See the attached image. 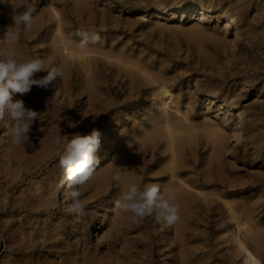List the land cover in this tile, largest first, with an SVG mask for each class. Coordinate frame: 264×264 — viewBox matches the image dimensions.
<instances>
[{
	"label": "rangeland",
	"instance_id": "374dc122",
	"mask_svg": "<svg viewBox=\"0 0 264 264\" xmlns=\"http://www.w3.org/2000/svg\"><path fill=\"white\" fill-rule=\"evenodd\" d=\"M22 2L0 0V48L13 47L4 34L13 23L12 6ZM31 3L38 15L31 32L16 48L18 57L24 52L38 55L46 67L64 64L66 72L47 90L34 85L24 95L25 106L41 114L29 133L31 147L11 144L0 126V264L20 256L21 231L30 230L32 224L37 227L38 222L48 228L40 239L44 243L40 247L42 263L58 249L52 258L56 264H242L241 241L264 264V0ZM187 5H201L212 12L184 16L169 10ZM221 11L239 22L237 30L225 29L226 21L218 14ZM58 26L77 40L75 33L81 31L100 36L99 42L90 45L96 49L88 53L90 70L75 58L63 60L54 46ZM136 66L162 77L159 81L172 94L168 117L191 133L189 140L177 136L181 142L179 177L192 186L193 194L180 202L183 218L176 234L172 225L156 222L154 215L133 223L130 214L114 208V201L126 191L109 176L115 159L126 142L164 117L157 105V84L147 80L138 86L131 84L130 73ZM46 75L40 72L34 78ZM17 99L20 94L13 95V102ZM224 99L248 108L245 120L238 121L236 110L222 106ZM89 115L93 122L82 135H90L93 129L101 134L95 153L100 162L90 180L103 174L107 187L96 195L90 180L83 186L81 198L87 214L77 220L66 210L70 200L64 195L67 181L59 162L64 144L57 148L50 138L70 136L76 128L73 124L78 126ZM210 129L223 132V145L215 155L214 134L206 133ZM166 148L164 137L155 145L148 143L145 161L152 166L144 172L131 168L139 186L157 184L163 192L168 178H153L166 163ZM151 149H155L152 159ZM224 201L241 206L245 226L257 232L258 244L247 232L239 233ZM78 251L80 255H72Z\"/></svg>",
	"mask_w": 264,
	"mask_h": 264
},
{
	"label": "clouds",
	"instance_id": "9594fccd",
	"mask_svg": "<svg viewBox=\"0 0 264 264\" xmlns=\"http://www.w3.org/2000/svg\"><path fill=\"white\" fill-rule=\"evenodd\" d=\"M11 15L13 23L7 28L4 40L13 47L0 48V126L9 134L11 144L24 148L25 145L32 146L29 133L41 114L27 108L23 99L13 102V95L23 96L34 85L47 90L57 78L63 79L66 68L63 64L46 67L43 58L28 52H24L18 59L16 48L20 46L21 38L31 32L38 15L37 7L31 0H23L22 3L12 6ZM75 37L79 39H75L73 35H67L65 39L74 44L80 54L100 40L97 33L87 31L77 32ZM40 72H47V75L34 78ZM76 126L73 124V127ZM100 135L99 131L93 129L90 135L76 133L69 138L67 135L58 134L50 138L57 148L64 144L59 162L67 181L64 195L70 200L66 210L77 220L87 214L81 189L99 165L100 161L95 153L100 145ZM44 139L43 137L39 142L42 143ZM114 167L115 171L109 172L111 180L126 185V191L114 201L115 209L130 214L133 223L153 215L156 222L167 225H173L180 220V204L176 202V196L171 190L162 192L157 184H145L141 187L132 179L131 171H128V178L125 179L121 168Z\"/></svg>",
	"mask_w": 264,
	"mask_h": 264
},
{
	"label": "bare ground",
	"instance_id": "6f19581e",
	"mask_svg": "<svg viewBox=\"0 0 264 264\" xmlns=\"http://www.w3.org/2000/svg\"><path fill=\"white\" fill-rule=\"evenodd\" d=\"M166 9H163L162 12L163 13L166 12L165 11ZM263 9H264V7H263ZM169 10H170L171 14L177 13L178 11H180L183 15L184 14L186 15V13L188 12V13H191L192 15H203V16H206L207 13L212 12L210 8L204 7L201 5H195V6L194 5H187V6L182 7V8L175 6ZM224 10H226V9H224ZM218 14H219V18L225 19V21H226L225 29H229L230 27H233L236 30L238 29V23L239 22H237L233 16H229L226 12H223V11L219 12ZM55 36H56V41H55L54 46H55V48L60 50V53L62 54L64 61H66L67 57L75 58L79 61V63L82 65V67L86 68L87 71L91 69V65H92L91 55H89L88 53L89 52L95 53V51H96L95 47L89 46L88 50L85 53H83V54L78 53L75 49V45L68 43V41L65 39L66 35L63 32H61L60 26H58ZM16 52H17V58L19 59L18 51L16 50ZM118 65H121V64L119 63ZM142 68L140 66H136L135 69H132V70H136V71H133L130 73L131 84L138 86L141 83H143V80L144 81L147 80L149 83L157 84V89H158L157 105H158V109L163 113L164 117L158 119L157 124H155L149 130H147V131L145 130L141 136L135 137V138L133 137L128 142H126V144L123 146L121 152L119 153L118 157L115 159L116 160L115 166L121 168V171H122L125 179L128 178V175H129L128 171H131L130 175H131L132 179L134 180V175H133L132 170H131L132 167L137 169V170L139 169L142 172L143 170L144 171L148 170V168H150L152 166L151 163L149 164L145 161L146 156L144 154V151H145V148L148 146V143L154 142V145H155V143L157 142L159 137H164L165 141H166V147H167L166 150L167 149L169 150L168 157H167L166 163L163 164L162 171L161 172L159 171L160 175L158 174L159 176H157V178H153V179L158 180V179L168 178V182H166L162 186L163 192H167L168 190H171L174 193V195L176 196V202L180 204V202H183V200L185 198L186 199L188 197L190 198L192 196L193 192H192V186H190L189 184H187L184 181H181L180 180L181 178L179 177L180 171H181V166H180L181 165V160H180L181 142L177 136L180 134V135L185 136L186 137L185 139H187V138L190 139L191 133H189V132L185 133L183 131L185 129H182L181 125L174 124L172 122V120H170V118L168 117L167 109L170 107L169 100L171 99L172 94L169 91V89L166 87V83L159 81V79H162V77H157V76L153 75L152 72L146 71ZM140 71H143V73H141V74H142L143 78H145V79L140 77V75H139ZM206 95L210 98H213L214 100L219 101L217 99V96H213L210 93H208ZM21 99L24 100V95L21 96ZM224 101H225V99L223 101H220V104L229 110H236L235 113H237L238 121L245 120V112L247 111L248 108L246 109L245 106L239 104L236 101H230V102H224ZM250 109H251V107H250ZM93 118L94 117H92L91 115L85 116V118L82 119L83 122L80 123L78 126H76V128L73 130L74 132L72 134H70L69 138L76 133L83 134L87 129H89L91 122H93ZM104 121H106V120H104ZM204 128H205V126H204ZM213 128H217V127L214 126ZM207 129H208V127H207ZM188 130H190V129H188ZM205 130H206V128H205ZM211 130L212 131L214 130V133ZM217 130H219V129H217ZM193 131H192V134L195 133V130H193ZM210 131L209 132L207 131L206 133H208L209 135L214 134L213 135V142H214V148H215L214 149V155H215L218 153L221 146L223 145V137H222V135H220L223 132L221 131V129L219 130L220 134L215 129H210ZM215 131H216V133H215ZM181 138H183V137H181ZM189 139H187V140H189ZM190 142H191V140H190ZM154 150L151 149L148 152L149 156L151 157L150 159H152L154 157V154H155ZM113 171H115V167L113 170H110L109 172H113ZM103 176H104L103 174H99L95 178L90 180L91 184H93V194L100 195L106 191L107 183L103 182ZM61 184H62V176L57 178V185H56L57 189L55 191L56 196H57V192H58L59 188L61 187ZM121 187L123 188V190H126V185L124 183H121ZM231 203L232 202H230V201H224L225 207L227 206L229 209L228 212H230L231 218H233L235 220V223L238 227L239 233L242 234L243 232H245V233L247 232L248 235L250 234V236H249L250 240L252 238L254 243L258 244L259 243L258 234L254 235L257 232H254V230H252L251 227L245 226L246 220L243 217L241 206L234 205V204L232 205ZM180 216H181V214H180ZM182 218L183 217L181 216L180 220L172 225L173 230L175 229V234L178 233V231L181 227ZM114 223H115V221H114ZM48 225H49V228L52 229L51 227H53V224L51 222H49ZM29 229L30 230H26V228H25L24 230L21 231L22 236L19 239L21 241L17 243V251H18V253H20V256L16 259H10V258H9V260H7L8 258L4 259L5 261L2 264H56V263H54V259H52V258H53V256H55V254L58 255V253H59L58 249L52 253L51 259L47 258V260H45L43 263L40 262V256H41L40 247L44 246L43 245L44 243L40 242V239H41V235H43L47 231L48 228H44L42 223L38 222L37 227H33V224H32V226H30ZM259 232H261V231H259ZM248 235H246V236H248ZM243 237H245V236H243ZM57 244H59V242ZM10 245H11V243H10ZM7 246H9V244ZM78 246L82 247L83 245L80 244ZM238 246H239V251L243 252V254H244L243 259H242V264H262L260 262L259 258L253 254L250 247L246 246L241 241L238 242ZM78 254L80 255L79 251L75 252L72 255L77 256ZM83 254L85 255L86 251H84ZM64 256H66V255H64ZM67 257L70 258L71 255L69 254ZM81 257H83V256H81ZM58 259H59V257H58ZM61 260H62V258H61ZM182 260H183V258H182ZM63 262H65V261H63ZM65 264H77V261L76 262L71 261L70 263H65Z\"/></svg>",
	"mask_w": 264,
	"mask_h": 264
}]
</instances>
